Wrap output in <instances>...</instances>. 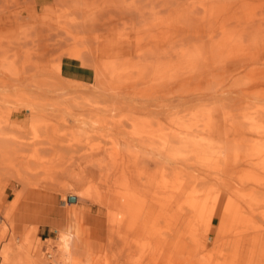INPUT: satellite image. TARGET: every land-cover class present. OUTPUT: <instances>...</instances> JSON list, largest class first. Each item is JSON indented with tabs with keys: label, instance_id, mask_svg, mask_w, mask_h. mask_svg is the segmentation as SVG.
<instances>
[{
	"label": "rangeland",
	"instance_id": "374dc122",
	"mask_svg": "<svg viewBox=\"0 0 264 264\" xmlns=\"http://www.w3.org/2000/svg\"><path fill=\"white\" fill-rule=\"evenodd\" d=\"M6 1L10 9H3L5 6L0 3V33L4 35L0 37V47L15 44L10 37L20 35L27 53L36 52L39 45L35 24L20 17L28 12L18 3L24 0ZM153 1L151 16L156 2L188 6L193 0H150ZM61 4H50L51 9L45 10L44 16L53 15ZM84 5L85 0H67L64 9H69L72 17ZM42 12L32 15L42 18ZM186 22L182 20L176 27L196 34L198 23L188 26ZM153 23L156 22L141 21V28H118L107 32L102 40L114 50L134 52L160 28ZM88 34L74 35V40L71 38L60 50L51 52V61L43 65L19 64L15 58L0 65V110L3 105V110L20 105L15 100L6 103L7 96L24 102L35 100L41 104L38 109H45L35 120H39L38 131L43 135L39 138L50 140L55 136L51 129L60 126L54 137L56 142H51L53 153L41 149L44 152L39 160L33 159L35 166L41 167L32 169L33 164L28 161L32 162L30 155L35 147L29 150L28 164L21 169L32 170L28 174L31 180L24 184L15 177V169L8 174L5 170L0 176V231L7 232L0 247H11L9 264H264V0H205L206 52H202L208 54L204 57L201 52L196 59L198 64L192 62L194 70L182 69L186 73L179 70L172 77L152 82L150 78L137 85L133 82V87L119 84L109 71L96 77L93 68L79 63L67 65L60 60L70 51L86 52L90 48L86 45ZM191 41H197L195 36ZM93 43L92 48L97 49L99 42L95 39ZM180 47L177 45L176 49ZM214 50L219 53L214 54ZM6 80L9 86L5 85ZM126 92L154 98L162 127L171 128L177 118L187 121V116L201 109L214 126L206 131L212 145L205 142V131L192 133L198 146L183 148L177 136L170 147L158 145L159 204L156 218L148 222L144 216L131 214L127 207H106L108 201H104L111 194L129 196L124 182L114 180L117 172L111 168L115 166H109V148H113L110 139L87 140L70 127L72 119L85 114L78 111V105L89 101L93 106L109 107V95ZM47 122L51 125L49 130L44 128ZM33 135L34 131L28 137ZM99 144L107 154L104 164L95 161L96 167L89 149ZM89 190L93 197L74 195ZM95 193L100 194L99 201L94 199L98 197ZM18 196L20 200L9 213ZM71 197H75L74 202L69 201ZM63 236L69 237L71 254L63 252Z\"/></svg>",
	"mask_w": 264,
	"mask_h": 264
},
{
	"label": "bare ground",
	"instance_id": "6f19581e",
	"mask_svg": "<svg viewBox=\"0 0 264 264\" xmlns=\"http://www.w3.org/2000/svg\"><path fill=\"white\" fill-rule=\"evenodd\" d=\"M154 2L155 1L150 2V0H85V5L77 9V16L71 17L69 9H64V5L67 3V0H24L23 3L18 1L19 5L24 6L25 10L28 11L25 17L23 15H20V17L25 19L27 22H33L35 24L34 33L35 35L38 34L36 42L38 43L39 47L37 48L36 52L27 53L25 41H20L22 36L17 35L10 37L14 38L11 40H15V44L12 43L7 46V48L3 46L0 47V65L7 60L9 62V58H11V60L16 59L15 62L19 64L21 62L22 64L25 62V64L28 65H43L47 61H51L49 58L51 52L54 50H60L64 45L72 41L75 36L78 37L79 35H85V33H89L86 36V45H90V48H87L86 52L84 50H78L76 52L70 51L67 56H65V54L64 56H60V60H63V62H65L67 65L79 63L82 67L93 68L96 77L103 75L105 70L109 71V73L112 74L111 77H115L119 84L129 83L131 87H133L135 84L137 85L138 83H145L150 78L151 79L149 81L152 82L159 79L172 77V75H175L176 71L178 72L182 69L189 70L188 68H190L194 70L192 62L195 60L197 62L196 64H198L199 61L196 59H198L199 54H202L204 51L206 52V49H204L206 48L205 0H193L188 2V6H180L178 4L174 5L173 3L170 5L164 2H156V10L152 12L151 16V10L149 9L153 8ZM0 3L5 6L3 9H10L6 0H0ZM50 4L56 6L61 4V8L58 10L56 8V12L51 16H44L45 10L51 9V7H49ZM39 11H43L41 14H43L44 17L38 18L36 14L32 15V13H38ZM182 20L188 21L185 23V25L188 26H195L198 23L196 34L184 33L185 29L176 27V23L182 22ZM141 21H145L146 24L156 22L153 23L154 25L152 26L155 27L159 24L160 28L154 35L147 38L144 44H141L134 52L129 51V49L114 50L112 49L111 45H108L107 41L102 40L105 38V34L107 32L110 34L118 28H121L122 30L131 29L134 27L141 28ZM18 25L19 23L16 24V26ZM163 28H165V30L161 31ZM200 29L202 30L199 31ZM174 32L177 34H174ZM193 36H195L197 41H191L193 40ZM0 37H4V35L0 33ZM95 39L99 42V47L97 49L92 48L94 44L93 40ZM177 45L179 47L182 46V48L180 47V49H176ZM7 49L10 50V55L6 54V52H9ZM176 50L180 51L174 52ZM217 50L219 51V49ZM217 50L212 52L217 54L215 53L218 52ZM206 55H204V57ZM190 63L192 68L190 67ZM2 68H5L6 70L4 65ZM183 72L186 73V71L182 70L181 73ZM62 73L63 72H61V76ZM169 74L171 76H169ZM134 77L135 80L133 81ZM124 78L127 80L124 81ZM58 80L62 83H65L61 78H58ZM133 82L135 84H133ZM7 83L9 82L7 81L6 84H2L8 85ZM5 85H3V87ZM55 91L57 92L56 89ZM126 93L127 94L122 95L116 93L109 95L111 96L110 100L112 103V105L109 107L93 106L89 101L83 103L82 105H78V111H83L82 113L85 114L82 115L83 118L72 119L70 127H72V131H80V133H82L87 140L93 141L94 139L98 138L99 140L110 139V141L113 143V148H109V151L111 150V161L113 164L109 161L111 164L108 165L115 166V168H111L117 172V174H114L116 175L114 180H118L122 183L124 182V186L126 185V187L129 189L128 195L130 198L124 194H121L119 197H115L114 194H111L109 200L107 198L105 199L106 196L103 197L102 200L105 199V203L108 201L106 206L108 208L112 207L114 209V207L118 206L127 207L131 214L136 213L137 217L144 216L145 222H148L150 219L156 218L157 207L159 204L158 202L160 194L158 193L159 184L157 180V167L159 163L158 145L162 144L163 147H170L172 144H175L174 140L175 136H177L179 138V143L183 148H187L189 146H198L200 143H196L197 141L195 138H193L195 136H192V133L196 131H205V142L207 145H212L213 140H207L206 131L214 126L210 121L205 119V112L201 111V109L199 112H193L191 115L187 116V121L185 118H177V122L174 121L171 128L162 127L159 114L160 110L157 108L154 98L150 96H137L129 92ZM2 94L4 93L2 92ZM4 99L6 98L4 97ZM14 100L15 104L20 105L15 106V108L12 106L10 107L11 109L6 110H3L6 108L3 105V109L0 110V176L2 175V172L4 174L5 172L8 174L12 169H15V172H17L15 177L24 183L25 180H31L29 179L30 176H28V174L32 170L27 167L21 169L22 166L27 162L26 157L29 155V150L35 147V151H33L34 153L30 155L32 162L31 160L28 161L30 165L33 164V169V167L36 165V160H34V162L33 159L37 158L39 160L38 157L39 155L42 156L44 149L53 153V145L51 142H56V138L54 137L56 136V133H59L58 128H60V126H57L56 124L58 128L55 127L51 129L55 136L53 138L49 137L50 140L44 141L45 139H40L39 137H41L42 133L38 131L40 126L37 122H39V120L37 122H35V120H37L36 118L41 115L40 111L45 109H38L37 107H40L41 104H37L35 100H25L26 102H24L23 99H13L7 96L5 102L7 103ZM23 103L26 104L24 105ZM8 104L10 105V103ZM87 114H89V116ZM48 123L49 122H47V124ZM50 126L51 125L48 124L47 127L44 128L49 130ZM176 130L178 131L176 132ZM32 131H34V135L32 137H28V134ZM46 135L48 134L46 133ZM46 135L44 136L46 137ZM45 143H47L48 146ZM63 144L64 143H62V145ZM54 148L56 149V146ZM65 148H67V146ZM49 149H52V151ZM76 149H78V147ZM89 150V156L94 162H98L97 164H101V162L102 164L105 163H103V158L104 155L107 154V150L103 146H100V144L97 146L92 145ZM37 162V165H40L39 161ZM96 162L92 164L96 165ZM43 165H45V163ZM46 165L45 167H47ZM97 166L98 165H96V167ZM36 167L37 166L34 168ZM101 167H98L100 174L102 171V169L100 171ZM105 172L106 171H104L103 176H105ZM59 183L64 185L62 182ZM62 185L60 186L62 187ZM64 186H68V183ZM126 187H124V189ZM108 191L111 193L110 190ZM74 195H85V197L87 195L89 198L90 195L93 197L94 193L92 195L91 191L89 190L85 193H75ZM99 196L100 194L94 199L98 200ZM19 200L20 199L18 196L14 203H12L13 205H10L11 208H9V213L14 210V207L17 205ZM104 202L102 203L104 204ZM113 209L111 211H113ZM155 231L153 229V235H156L154 234L156 233ZM6 233L7 232L5 229L0 233V240L6 236ZM64 239L65 240L62 246L65 250H63V252L65 251L66 253L71 254V248L68 240L69 237ZM10 249L11 247L9 245L0 247V264H9ZM61 262L62 261H58V264H62ZM87 262H90V260L88 259Z\"/></svg>",
	"mask_w": 264,
	"mask_h": 264
},
{
	"label": "water",
	"instance_id": "95a60500",
	"mask_svg": "<svg viewBox=\"0 0 264 264\" xmlns=\"http://www.w3.org/2000/svg\"><path fill=\"white\" fill-rule=\"evenodd\" d=\"M70 201H75V197H71L70 198Z\"/></svg>",
	"mask_w": 264,
	"mask_h": 264
}]
</instances>
